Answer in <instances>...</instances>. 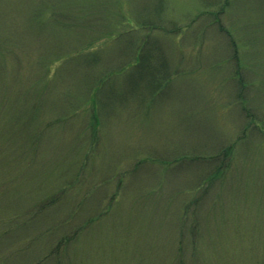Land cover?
I'll list each match as a JSON object with an SVG mask.
<instances>
[{
  "label": "rangeland",
  "instance_id": "rangeland-1",
  "mask_svg": "<svg viewBox=\"0 0 264 264\" xmlns=\"http://www.w3.org/2000/svg\"><path fill=\"white\" fill-rule=\"evenodd\" d=\"M147 38L170 81L115 105ZM65 234L44 264H264V0H0V264Z\"/></svg>",
  "mask_w": 264,
  "mask_h": 264
},
{
  "label": "trees",
  "instance_id": "trees-1",
  "mask_svg": "<svg viewBox=\"0 0 264 264\" xmlns=\"http://www.w3.org/2000/svg\"><path fill=\"white\" fill-rule=\"evenodd\" d=\"M131 17H135V16L131 15ZM214 21H217V20H214ZM130 22L131 21H128L126 26H118L117 28L114 29L112 34L109 36L112 37L115 33L119 35L124 31L137 30L136 28L137 26L139 27L143 26L141 23L136 24L135 19L133 23L132 22L130 23ZM145 26L152 28L151 25H145ZM174 33H178V32L174 31ZM160 48L161 47H159L157 43H154L153 40H149L147 38V40H145L141 46L135 49L132 53H129L128 55L129 61L120 63L119 67L118 68L115 67L114 70L104 71L102 76L98 78L99 80L98 86H96V88L94 89L97 90V92L99 93H102V92H105V94L107 93V97L110 98L109 101H111L115 105L127 103L132 98H137L135 94H137L136 91L139 90L141 82L148 83V87L152 91L151 94L150 93L149 94L152 96V98H155L157 96L162 97L161 95L163 94V90L165 89L166 85L169 83L170 79L166 78L161 81L160 80L161 78H159V74L164 73V75L166 76V73H168V71L166 70L170 67L169 66L170 57L167 58L166 55H164V52L162 50V53L166 59L164 57L160 58L159 57L160 55L158 56L157 54L161 52ZM157 62H159L160 64L157 65ZM159 67H160V70H159ZM154 68H156L159 73L157 72V70H154ZM109 80H110V83L105 84ZM106 86H108L107 91L106 89H104ZM131 86H134V88L129 89V87ZM152 86L155 88H158V91L153 92ZM241 86L243 89L246 85L241 83ZM223 152H224V155L226 156L228 155L232 156V153H233L232 147L225 149ZM214 157H215L214 158L215 160L220 159L219 160L220 162L219 164H214V171L212 169L207 176V181L209 182V184H211L212 187H215V185L220 182L219 178L226 176V173H228L229 171L228 166H226V164H224V162L221 160V154L219 155V157L217 155ZM202 158L204 161H206L205 157H202ZM191 160L193 161L200 160V158L194 157ZM203 160H201L200 162H203ZM224 180L225 179H222V181ZM201 188L202 187H199V188L194 187L195 191H198ZM206 193H207V190H204L203 195ZM43 208L44 207L41 206V210L39 211L42 212ZM74 235L75 234L73 235L65 234L63 238L58 240L55 244L53 242L49 246L51 247L49 251H48L49 247L47 248V251H48L47 254L43 255V257L37 256L31 264H44L45 262L52 260V259L55 261H58L59 258H65L66 260V258L68 257V253H69V248H70L69 246L72 245L71 242L75 241ZM43 253H41V255ZM59 264H61V262Z\"/></svg>",
  "mask_w": 264,
  "mask_h": 264
}]
</instances>
